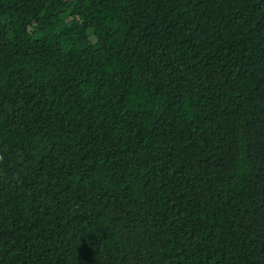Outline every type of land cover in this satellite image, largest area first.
Instances as JSON below:
<instances>
[{
	"label": "trees",
	"instance_id": "trees-1",
	"mask_svg": "<svg viewBox=\"0 0 264 264\" xmlns=\"http://www.w3.org/2000/svg\"><path fill=\"white\" fill-rule=\"evenodd\" d=\"M0 264H264V0H0Z\"/></svg>",
	"mask_w": 264,
	"mask_h": 264
}]
</instances>
